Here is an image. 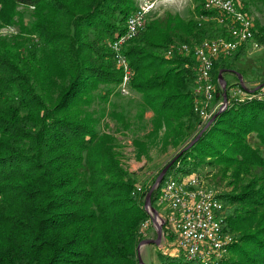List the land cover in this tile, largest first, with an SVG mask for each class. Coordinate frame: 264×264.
<instances>
[{
  "label": "trees",
  "instance_id": "obj_1",
  "mask_svg": "<svg viewBox=\"0 0 264 264\" xmlns=\"http://www.w3.org/2000/svg\"><path fill=\"white\" fill-rule=\"evenodd\" d=\"M194 1L188 18L170 13L146 21L124 50L132 88L154 113L148 136L164 129L166 144L182 146L161 169L170 164L153 206L169 178L216 168L227 180L219 196L233 241L209 260L158 249L159 264H264V49L252 61L244 43L215 60L216 100L224 99L220 71L228 100L212 122H202L194 109L197 59L178 47L230 33L219 21L222 12ZM0 3V27L18 28L0 36V264H140L137 247L151 220L146 196L160 172L144 185L126 168L111 135L99 128L97 109L120 94L123 71L110 45L125 32L137 1ZM250 3L244 0L248 14ZM21 6L31 9L28 21ZM254 27L264 48V25L256 19ZM250 61L249 71L237 67ZM233 70L253 74L254 92L232 96L226 73Z\"/></svg>",
  "mask_w": 264,
  "mask_h": 264
},
{
  "label": "built area",
  "instance_id": "obj_2",
  "mask_svg": "<svg viewBox=\"0 0 264 264\" xmlns=\"http://www.w3.org/2000/svg\"><path fill=\"white\" fill-rule=\"evenodd\" d=\"M161 1L163 0H138L135 10L127 18L125 32L110 45L117 65L123 71V80L117 89L123 96H129L133 92V69L126 57L125 46L143 29L148 14ZM205 8L216 9L228 18L227 21L226 17L221 16L219 21L228 27L230 38L207 39L194 48L183 44L178 49L186 54L193 53L197 58L194 108L208 120L226 106L224 100L214 104L217 90L212 70L215 60L221 55H231L243 43H253L257 47L259 45L255 41L254 21L244 9V0H207ZM173 51L169 49L167 55H172ZM241 93L247 95L241 89L234 90L235 96ZM219 194L218 189L201 182L200 173L181 178L171 177L162 188L159 201L168 207L169 222L174 225L179 248L191 258L209 260L220 257L233 241V236L224 229L225 208ZM148 223L149 221L144 224L145 228Z\"/></svg>",
  "mask_w": 264,
  "mask_h": 264
},
{
  "label": "rangeland",
  "instance_id": "obj_3",
  "mask_svg": "<svg viewBox=\"0 0 264 264\" xmlns=\"http://www.w3.org/2000/svg\"><path fill=\"white\" fill-rule=\"evenodd\" d=\"M136 1L138 3V0ZM248 1L251 2V13L249 15L253 18V21L258 19L260 23L264 25V0ZM195 5L196 3L194 0H163L152 10L150 14H148L147 22L155 18L164 19L167 14L170 13L178 14L184 18H188ZM19 10L26 12V21L31 18L30 8L21 6L19 7ZM17 32L18 28L16 26L0 27V36L15 35ZM248 44L250 45L249 57L251 60L253 57L263 53V47H257L253 43ZM233 53L226 57L232 56ZM190 54L186 55L188 56ZM126 57L128 59L127 54ZM220 57H222V55L218 58ZM244 65L246 64H239L237 67L239 69L245 68L248 70L251 65H254V62L250 61L248 62L247 66ZM237 76H239L238 79ZM226 79H228L232 84V87L230 88L232 96L235 89H241L243 92L247 91L246 89H248L251 92H254V89L257 88V80H255L251 72H248L247 76L243 78L238 70L228 71L226 73ZM224 82L226 83V81ZM220 87L224 90L223 96L225 98V93L227 91L221 82ZM254 95H258L259 97L262 96L261 93H254ZM245 96L246 94L241 93L235 97ZM223 100L224 99L222 98L215 100L214 104H217ZM195 102L196 97L194 99V107ZM97 109H100L101 113H103L99 128L101 131L107 132L111 135L112 143L114 144L115 150L119 154L123 165L130 171L136 172L139 176V180L144 183V185L147 184L151 178L158 175L159 172L161 174L163 171L161 169L182 147L180 146L175 148L171 144H166L164 139V129H162L158 135L151 133V135L148 136L152 129L151 122L154 113L153 111L147 110L145 108L141 94L134 90L129 96H123L117 93L111 94L110 100L103 104L97 105ZM219 111L215 112L214 114L216 115L219 113ZM142 112L143 116H140ZM118 114H124V116L120 117ZM211 117L207 120V118H203L201 116L202 122L209 124ZM128 122L130 123L129 127L126 126ZM200 178L201 182L205 186H212L216 188V186L220 184L221 187L219 186L220 189L218 188L220 192H222V188L226 187L227 184V180L222 179L221 176L217 174V169L213 167L205 168L200 173ZM155 190L156 188L153 190V192ZM153 192L148 201L146 196L145 201V208L148 210V213L151 216V223L149 222L148 226L146 227L145 239L142 240L137 247L140 264H159L160 262L157 252L158 249L173 253L180 251L178 246V236L174 229V225L171 223L169 224L173 230V232L170 233V236L172 237L171 239L168 238L164 231L168 207L161 203H157L156 207H154L152 204V198L154 196Z\"/></svg>",
  "mask_w": 264,
  "mask_h": 264
},
{
  "label": "water",
  "instance_id": "obj_4",
  "mask_svg": "<svg viewBox=\"0 0 264 264\" xmlns=\"http://www.w3.org/2000/svg\"><path fill=\"white\" fill-rule=\"evenodd\" d=\"M222 73H223V71L220 72V75H219V81H220L221 83H223V86L226 87V83L224 82L225 80H224V78H223V76H222ZM224 100H225V101L228 100V97H227V94H226V93H225V98H224ZM212 120H213V119H211V120L209 121V123L212 122ZM169 166H170V164H168V165L163 169V171L161 172V174H160L159 177L157 178L156 184L154 185L153 189H152V190L148 193V195H147V201L150 199V196H151L153 190H154V189L160 184V182H161L162 179L164 178V176H165V174H166V172H167Z\"/></svg>",
  "mask_w": 264,
  "mask_h": 264
}]
</instances>
